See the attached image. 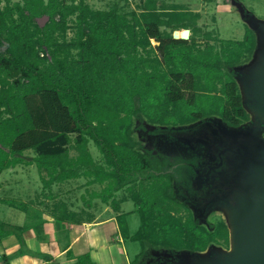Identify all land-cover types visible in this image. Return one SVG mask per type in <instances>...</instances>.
<instances>
[{
	"label": "trees",
	"instance_id": "1",
	"mask_svg": "<svg viewBox=\"0 0 264 264\" xmlns=\"http://www.w3.org/2000/svg\"><path fill=\"white\" fill-rule=\"evenodd\" d=\"M139 6L124 11L119 0L105 10L85 0H0V176L20 164L46 172V186L86 176L88 184L103 185L92 199L110 201L118 212L121 202L113 195L121 182L147 171L151 186L132 197L142 220L138 232L129 233L127 214L117 215L123 238L140 242L144 250L132 264H141L148 246L196 252L213 241L228 245L224 223L212 233L172 213L176 203L166 200L159 185L171 178L156 173L161 167L135 148L133 125L136 115L171 130L210 113L241 116L237 83L225 68L249 60L256 46L248 29L243 40L201 48L197 13L161 8L156 0ZM72 28L75 37L69 41ZM178 29H190V40L174 39ZM202 35L213 38L210 32ZM28 150L36 153L31 160ZM151 192L158 197L151 200ZM24 230L0 223V242L11 234L23 242ZM76 264L97 263L85 254Z\"/></svg>",
	"mask_w": 264,
	"mask_h": 264
},
{
	"label": "flooded vegetation",
	"instance_id": "2",
	"mask_svg": "<svg viewBox=\"0 0 264 264\" xmlns=\"http://www.w3.org/2000/svg\"><path fill=\"white\" fill-rule=\"evenodd\" d=\"M197 39L199 47L204 48L209 42L216 49L224 40L216 36L209 41L204 37L203 40ZM154 40L157 42L155 45H160L159 41ZM237 65L225 68L236 83L240 75L235 70ZM237 87L240 95L239 103L243 109L241 116L224 118L218 113H210L189 121L175 130L161 124L150 123L144 117L137 123V131L143 145L141 153L148 155L151 161L158 158L155 165L161 169L159 168L156 173L168 174L171 178L169 184H159L166 189V200L182 207L186 216L185 221L191 219L194 225L212 233L216 232L222 223L228 228L224 218L225 208L239 205L242 199H251L252 192L243 182L242 167H247L246 164L244 165L246 155L250 154L253 148L264 146V127L255 124L245 109L246 103L243 101L238 84ZM147 125L153 126V129L149 130ZM161 139L176 143L182 147V150L176 154L161 152L158 148V141ZM150 140H154V145L147 148V141ZM158 162L161 163L160 166ZM152 170L155 171L153 168ZM147 184L145 188L151 186L149 182ZM157 251L153 248L146 249L139 262L175 264L194 259L191 255L178 254L179 252L175 251H170L173 255L171 257L164 253V249Z\"/></svg>",
	"mask_w": 264,
	"mask_h": 264
},
{
	"label": "rangeland",
	"instance_id": "3",
	"mask_svg": "<svg viewBox=\"0 0 264 264\" xmlns=\"http://www.w3.org/2000/svg\"><path fill=\"white\" fill-rule=\"evenodd\" d=\"M18 1V0H13ZM91 7L94 9H101L105 10L111 7V4L115 2L116 0H85ZM120 4L124 6V11H131V10H140V4L144 0H128L127 2H124V0H119ZM238 4L242 3L243 7L241 9V14L238 11V7L235 6L233 2ZM156 4L158 7H163L169 10H177V11H185V12H193L197 13L198 17L196 19L197 26L201 28V32H198L195 34L197 38L200 40H203V33L204 32H211L213 36L218 37L219 39L224 40H243L246 34V31L249 29L251 32L256 33V30L250 26V24H247L245 20L248 19V17L253 16L254 19L258 22L264 21V0H156ZM168 32H171V28L166 29ZM182 32L184 29H178ZM174 32V31H173ZM254 34V35H255ZM75 37V29H69L67 33V40H71ZM153 44H157V42L153 39ZM5 49V47H3ZM74 52H76L74 50ZM209 97V95H208ZM209 101V98L202 101L201 104L196 105V112L199 111L200 107H205L206 103ZM143 117L137 116L134 119V125H133V140L134 143H136L135 148L137 150H142L143 145L141 144L139 134H138V127L137 123L142 121ZM148 124V122H146ZM148 129H153V126L147 125ZM73 138L75 135H72ZM158 148L161 150V152L166 154H176L177 152L182 150V147L177 145L176 143L167 141L165 139H161L158 141ZM154 145V140L147 141V146L144 143V146L147 148ZM89 149L93 155V157L96 160H99L101 158V153L99 149L97 148L96 144L93 141L89 142ZM71 155H76V150L71 149L70 150ZM36 156V153L33 150H28L25 152V157L29 160L33 159ZM148 156V155H147ZM156 160L154 159V162L156 163ZM82 171V170H81ZM152 166L149 169V172H152ZM147 171L140 172L137 175L132 176L131 178H127V181L121 182L120 188L117 189L115 196L117 199H120V202L122 204V212L127 214V222L129 225V233L131 235H134L138 232V230L141 227L142 220L139 212V206H137L134 202L132 197L135 195H139L141 193V189L145 188L147 184V176L149 174L146 173ZM44 179L48 180V175L46 172L40 173V171L37 168L36 164L27 165V164H20L15 168H10L8 170H5L1 176H0V184H29V188L31 189L30 193H27V190H24L23 188L16 187L17 191L9 192L6 194V196L9 199H16V201L20 200H27L32 197H38L39 200L42 196H44L47 193V190H50L49 188L47 190L44 189ZM88 177L81 176L78 179H71L66 180L63 182H55L54 184H62L59 186V188L54 191L61 192L63 194L65 190L68 188L71 189L72 196L77 198V202L82 205V197H87L88 200L91 198L90 190L92 193V190L94 192H101L103 185L95 183L91 184L89 188L86 186L88 183ZM31 184V185H30ZM106 184V183H105ZM53 188V187H52ZM9 190V188H8ZM36 190V191H33ZM20 191V192H19ZM5 192V191H4ZM16 192V193H15ZM70 192V191H69ZM5 194V193H2ZM29 194V195H28ZM150 199L153 200L154 198H157L159 193L151 192ZM157 195V196H156ZM155 196V197H154ZM143 197V196H142ZM153 197V198H151ZM86 198V199H87ZM144 198V197H143ZM143 198L142 201H143ZM135 199V198H134ZM87 200V201H88ZM112 200V198H111ZM35 202V201H34ZM95 203L98 205L97 207L106 208V204L99 198L95 199ZM137 203V202H136ZM111 205V204H109ZM0 208L2 211H0V218H2L5 221H15V219L19 216L24 215L21 210L10 207L6 204L0 205ZM112 210L110 209V212H114L111 205ZM172 212L175 213L176 216L182 217L183 220L186 217L184 211L182 210V207L180 205L176 206L173 205V208L171 209ZM107 212V211H106ZM183 215H182V214ZM15 214V215H14ZM121 235V233H120ZM217 245H220L224 249H228L229 245H226L222 241L219 243H216ZM124 245L128 252V258L132 261H134L137 256L142 252L143 248L140 242H134L131 238H125L124 239ZM212 245V244H211ZM156 249L157 252H160L159 249H164V253L171 254V250H169L166 247H154V246H148L146 249ZM141 257V255H140ZM139 257V258H140ZM129 264H132V263ZM128 264V263H127ZM179 264V263H175Z\"/></svg>",
	"mask_w": 264,
	"mask_h": 264
},
{
	"label": "crops",
	"instance_id": "4",
	"mask_svg": "<svg viewBox=\"0 0 264 264\" xmlns=\"http://www.w3.org/2000/svg\"><path fill=\"white\" fill-rule=\"evenodd\" d=\"M60 185L44 184V189L50 190L39 200L27 196V200L16 201L6 196L8 191H17L19 186L30 193L29 184H0V205L13 207L9 202L14 201L27 207L25 211L19 209L24 215L15 221L0 218V223L25 227L23 242L14 234L2 239L0 264H76L85 254L97 264H129L131 260L117 222V215L123 213L122 204L118 212H110V201H103L105 209L97 207L95 199L98 197L92 199L94 191L90 190L91 198L88 200L81 195L80 206L70 188L63 194L54 191Z\"/></svg>",
	"mask_w": 264,
	"mask_h": 264
},
{
	"label": "water",
	"instance_id": "5",
	"mask_svg": "<svg viewBox=\"0 0 264 264\" xmlns=\"http://www.w3.org/2000/svg\"><path fill=\"white\" fill-rule=\"evenodd\" d=\"M231 3L237 6L235 1ZM237 7V12L241 14L242 3ZM245 21L256 30V46L248 61L235 66L240 74L237 84L246 103L245 109L258 127H264V21L258 22L253 16ZM42 22L45 23V20ZM177 33L178 30H175L174 39L189 40L191 31L184 29L180 35ZM245 164L247 167H242L243 182L252 196L224 210L229 229V248L212 243L204 251L183 250L178 254L191 255L194 259L180 261L179 264H264V146L253 148L246 155ZM166 255L173 256L168 252Z\"/></svg>",
	"mask_w": 264,
	"mask_h": 264
},
{
	"label": "bare ground",
	"instance_id": "6",
	"mask_svg": "<svg viewBox=\"0 0 264 264\" xmlns=\"http://www.w3.org/2000/svg\"><path fill=\"white\" fill-rule=\"evenodd\" d=\"M177 34L180 35L181 34V31L178 30V33Z\"/></svg>",
	"mask_w": 264,
	"mask_h": 264
}]
</instances>
